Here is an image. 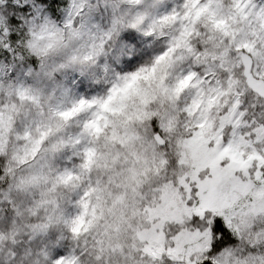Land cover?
Listing matches in <instances>:
<instances>
[{
	"label": "snow or ice",
	"instance_id": "obj_1",
	"mask_svg": "<svg viewBox=\"0 0 264 264\" xmlns=\"http://www.w3.org/2000/svg\"><path fill=\"white\" fill-rule=\"evenodd\" d=\"M231 14L220 0H179L175 6L165 0H0V152L7 118L15 124L10 163L30 162L33 184L42 189L39 200L36 192L14 186L0 191V264H103L98 233L95 249L69 237L82 230L86 216L98 217L91 203L99 191L94 158L113 146L112 155L133 149L139 158L140 149L156 164L147 173L154 177L149 195L140 202L150 234L130 228L145 241L141 251L152 264H264V154L245 158L239 144L222 145L199 123L177 132V98L195 73H177L173 62L207 55L192 47L194 29L203 25L207 40ZM61 32L91 37L83 60H94L98 74L82 66L78 76L63 77L68 65L49 59ZM170 143L175 152L169 163L163 150ZM21 148L24 161L13 155ZM10 163L0 155V177L9 174ZM17 224L25 230L22 240ZM121 226L128 227L127 215L106 225L117 233Z\"/></svg>",
	"mask_w": 264,
	"mask_h": 264
},
{
	"label": "clouds",
	"instance_id": "obj_2",
	"mask_svg": "<svg viewBox=\"0 0 264 264\" xmlns=\"http://www.w3.org/2000/svg\"><path fill=\"white\" fill-rule=\"evenodd\" d=\"M165 2L175 6L179 0H165ZM220 3L225 10H231V15L222 17L227 20V24L221 23L214 26V31L209 30L212 31V35L207 36V40H205L206 33L202 31L203 25L194 29L196 34L191 36L192 47L195 49L199 46V50L206 51L207 55H202L198 59H186L183 62L177 59L173 62L175 72H183L186 77L189 71L195 73L191 79L186 78L177 98L180 108L177 115L179 121L177 132L186 134L189 131L185 127L186 124L199 123L206 135L219 138L222 145L239 144L245 158L253 153L259 156L264 154V133H262L264 130V18L260 16V10L264 9V0H242L240 6L231 3L230 0H220ZM245 8L248 16L243 15L242 10ZM60 37L61 44L50 53L49 59L68 65V70L62 74L63 77L71 79L78 76L82 66L88 67L93 74H98L94 60H83L85 56L90 55L92 43L87 33L75 38L61 32ZM237 40L242 43H236ZM205 43L208 45L207 48H204ZM244 44L250 45L253 53L256 54L249 53ZM72 57H77L75 62L71 61ZM244 57H248V60L245 61ZM146 63L150 62L146 61ZM165 67L166 64L160 66L161 69ZM188 109L191 111H187ZM14 127L15 124L9 126L6 118L4 150L0 152L5 158V163H10L8 149L15 145V141L9 138V132L15 135ZM114 149L115 146L103 153L98 152L97 157L94 158L93 175H99L97 184L99 191L92 193L91 203L98 205L96 209L98 217L93 220L91 214L86 216L82 230L78 234H71L69 238L75 236L82 242L87 241L89 249H95L96 245L92 244V239L97 238L98 233V238L104 242L103 264H126L125 256L128 257V264H152L151 258L141 251L145 241L139 240L130 228L140 226L150 234L151 230L142 224L145 217L140 212V202L142 196L146 198L149 195L148 181L154 177L147 173L152 172L156 164L151 155H146L143 150H135L140 153L137 158L132 154L133 149H125L112 155ZM163 151L168 153L170 163L171 154L175 152L173 144L170 143ZM13 155L18 156L21 161L26 159L22 148ZM31 168L30 162L10 163L9 174L0 177V191H8L14 186L21 189V193L36 192L39 200V192L42 189L33 184ZM141 176H144L142 181ZM116 197L122 199L118 204L113 205L112 202ZM12 199H16L15 191ZM70 199L74 200L75 197ZM6 209L7 205L4 206V210ZM124 215H127L128 227L121 226L119 233L110 231L106 227ZM88 221H92L90 227ZM20 223L27 224V220ZM17 228L16 236L22 240L23 236L20 233L25 230L19 227V224ZM166 231L170 233L172 227H167ZM12 240L18 243L15 237ZM151 243L157 244L159 241L153 240ZM110 247H118L122 251L119 255L109 253Z\"/></svg>",
	"mask_w": 264,
	"mask_h": 264
}]
</instances>
